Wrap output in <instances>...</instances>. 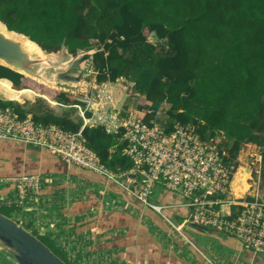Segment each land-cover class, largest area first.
Instances as JSON below:
<instances>
[{"label": "trees", "instance_id": "trees-1", "mask_svg": "<svg viewBox=\"0 0 264 264\" xmlns=\"http://www.w3.org/2000/svg\"><path fill=\"white\" fill-rule=\"evenodd\" d=\"M0 21L46 52L66 48L75 55L96 49L85 55L96 71V82L120 78L131 82L133 93L143 96L135 108L144 122L159 123L168 131L176 123L191 124L205 141H220L217 136L223 134L232 141L226 159L235 167L243 144L253 143L261 150L264 168V0H0ZM145 29L166 40L165 54L159 53ZM1 78L9 79L14 89H33L60 105H86L2 64ZM44 101L40 96L36 102L26 101L24 108L15 100L0 99V105L68 131L83 127L82 117H74L71 109L59 113ZM164 103L170 105L167 118L158 121ZM83 133L111 169L122 172L132 167L124 154L128 141L123 129L109 133L104 126H86ZM0 145V156L9 158L0 161L4 166L0 177L22 175L23 148L9 140ZM34 165L28 161L25 173L31 175ZM163 223L170 229L167 220ZM147 239L156 243L149 235Z\"/></svg>", "mask_w": 264, "mask_h": 264}, {"label": "crops", "instance_id": "crops-1", "mask_svg": "<svg viewBox=\"0 0 264 264\" xmlns=\"http://www.w3.org/2000/svg\"><path fill=\"white\" fill-rule=\"evenodd\" d=\"M116 82L97 83L95 78V83L87 84L91 88L84 87L81 95L70 94L86 104L83 107H88L87 112H91V116L87 117H93L94 110L102 105L126 115L130 110L136 109V99L140 94L132 93V97H128V94L123 102H120L121 100L116 98L118 92ZM10 83L12 85L11 81ZM30 90L35 95L56 104V101L48 95ZM0 92L6 100H17L7 97L1 88ZM142 97L140 95L138 102ZM78 114L80 116V113ZM9 141L14 146L23 148L22 175H28L25 170L27 162L31 161L36 164L31 175L42 174L46 182L36 194V198L26 199L24 205L17 203L16 206H5V208L12 212L13 219L18 223L53 243L70 262L76 264H264V252H256L246 247L238 238L229 236L217 228L216 230L195 225L192 222L193 209L184 205L181 189L173 191L157 186L150 201L164 209L160 212L156 209L152 211L118 181L67 163L47 149L14 140ZM8 160V157L0 156V161ZM3 169L4 166L0 164V176L3 174ZM4 178L0 177V200L17 199L16 187L2 183L1 180ZM246 192H249V189L243 195L237 196H245ZM223 209L226 213L233 211L228 205H224ZM165 220L168 221L170 229L164 227ZM175 220L181 223L180 226L191 240L192 247L185 244L179 233L173 232L170 221L176 223ZM139 231H143V234L139 235ZM147 235L155 239L156 243L149 244ZM2 248L0 245V264H19L15 257L7 256Z\"/></svg>", "mask_w": 264, "mask_h": 264}, {"label": "built area", "instance_id": "built-area-1", "mask_svg": "<svg viewBox=\"0 0 264 264\" xmlns=\"http://www.w3.org/2000/svg\"><path fill=\"white\" fill-rule=\"evenodd\" d=\"M60 106L64 109L78 108L84 122L79 131H68L55 123L37 121L32 114L22 117L15 107L0 105V141L14 140L47 149L67 163L120 182L145 205L159 212L163 207L150 201L155 188L163 186L178 191L182 187L184 205L193 209L192 222L195 225L217 228L238 238L246 247L264 252V197L256 191L245 196L235 194L234 200L229 198L234 194L232 183L238 167L226 159L228 151L219 146V141L203 140L196 126L191 124L176 123L170 131L159 123L147 124L137 109L123 115L121 111L115 112L114 108L102 105L90 118L86 115L88 107L80 104ZM97 124L103 125L109 133H119L123 129V137L128 141L124 154L133 163L130 169L114 171L87 144L83 129ZM252 163L260 181L262 154H255ZM1 182L16 187L17 199L0 200V207H12L17 203L24 205L26 199L36 198L46 181L42 174H32L5 177ZM224 205L236 206V210L226 213ZM170 223L185 235L175 222Z\"/></svg>", "mask_w": 264, "mask_h": 264}, {"label": "water", "instance_id": "water-1", "mask_svg": "<svg viewBox=\"0 0 264 264\" xmlns=\"http://www.w3.org/2000/svg\"><path fill=\"white\" fill-rule=\"evenodd\" d=\"M0 22L6 28L5 31L0 30V64L56 90L79 94L82 93L84 87L91 88L89 85H83L82 81L56 80L52 76L53 72L51 69H62L69 66V62L62 61L59 56L60 50L57 52H46L25 34L11 30L5 23ZM8 31L29 38L46 54L45 57L32 54L20 39L11 36ZM92 50L93 53L96 52V49ZM89 51L80 50L75 55L68 53L77 57L78 54L81 55ZM180 189L182 190V187ZM0 244L8 249L19 264H68L31 230L2 212H0Z\"/></svg>", "mask_w": 264, "mask_h": 264}, {"label": "rangeland", "instance_id": "rangeland-1", "mask_svg": "<svg viewBox=\"0 0 264 264\" xmlns=\"http://www.w3.org/2000/svg\"><path fill=\"white\" fill-rule=\"evenodd\" d=\"M144 33L148 36L150 41H152L153 43L158 45V51L160 54H165L168 51L169 48H168V44H167L166 40L160 41V39L157 38L155 33L150 32L147 29L144 30ZM92 51L93 50H91L87 53L81 54V55L78 54L77 57H74V56L70 55L66 49L60 50L58 53L59 56L61 57L62 61H68L69 66L62 68V69H51V71L53 72L52 76H54V78L56 80H59V81H74V82L75 81H77V82L82 81L84 83L83 85L90 84L91 82L95 83L96 71L94 70L93 65L91 64V61L89 59H86V56H85L87 54H92L93 53ZM36 55L41 57V56L46 55V54L41 50ZM0 84L3 85V86H0L1 91L5 95H7V97H10V98L12 97L14 99H17L16 101L22 107H25L27 105L26 101L36 102L38 97H39L38 95H35V93L33 91H31L30 89L27 91H23V92H18V91L11 92V90H9V87L7 86V84L2 83V82H0ZM115 86L118 88L116 98L117 99L119 98L121 100L120 102H123V100L127 97L128 94H129L128 97L133 96V94H132L133 93L132 83L129 82L127 79L120 78L119 81H117L115 83ZM90 90H93V89H90ZM8 91H10V93ZM89 94H91V91L89 92ZM78 95H81V93ZM23 97H26V98H23ZM138 98L140 99V95L137 96V99H136L135 106H137V107H139L141 105L140 101L138 102ZM0 99H6L5 97H3V94L1 92H0ZM43 103L45 105L51 107L52 109H54L56 112H59V113L63 109L60 105L53 104L50 101H48L47 99H45V101ZM169 107H170V105L166 104V103H164L162 105L160 113H159L160 119L158 118L159 119L158 121H163V119L165 117L167 118L166 111ZM70 109H71V111H73L74 117L79 115L78 114L79 113L78 108L74 107V108H70ZM217 137L220 140L219 143H222V146L225 149H228L231 146L232 141L228 140L223 134H218ZM257 153H261V150L255 144H253V143L243 144V147L238 154V165H237L238 168H237V171L235 173L236 174L235 176L237 177V174H238L240 168H247L248 171L251 173V175L249 174L250 177H248V179L246 180V183H247L248 187H250L249 185H251V187L249 188V192H246L245 195H250V193H254L255 191H259V194L262 197H264V168H263V163H262L260 181H258V179H257L258 174L256 171V166H254L252 163L254 160V155ZM250 169H254V171H251ZM236 177L234 179V182L236 180ZM8 184L9 183H6L5 185L8 186ZM240 184L244 187L243 182H240ZM235 197H236V195L234 193L229 198L234 200V199H236ZM3 207H5V206H3ZM3 207H0V208H2L1 211L4 212L5 214L11 216V218H13L12 212L9 209L3 208ZM234 207L232 205V209L235 211L236 206H234ZM177 233H179V232L177 231ZM180 235L184 239L185 244L188 247H192L191 240L186 235H182V234H180ZM43 240L45 242H47L48 244H50V246L54 250H56L58 255L61 256V258H63L64 260H66L69 264H76L75 262H70L47 239L43 238ZM170 240H172V239H170ZM1 247H3L2 249H4L7 256H9L10 258H14V256L8 251V249L6 247H4L3 245H1ZM200 264H203V263H200Z\"/></svg>", "mask_w": 264, "mask_h": 264}, {"label": "bare ground", "instance_id": "bare-ground-1", "mask_svg": "<svg viewBox=\"0 0 264 264\" xmlns=\"http://www.w3.org/2000/svg\"><path fill=\"white\" fill-rule=\"evenodd\" d=\"M0 30H3V31L6 30L5 26H4L1 22H0ZM8 32H9V34H10L11 36L20 39V40L22 41L23 45H24V46H25L30 52H32V54L36 55V54H38V52L41 51L40 47H39L36 43H34L33 41H31L29 38L24 37L23 35H20V34H18V33L10 32V31H8ZM39 57H40V56H39ZM41 57H45V55H43V56H41ZM0 82L7 84L8 87H9V89H10V90H13V91L23 92V91H27V90H29V89H26V88H25V89H22V90H15V89L12 87L10 81H8V80H6V79H5V80H4V79H1ZM46 97H47V96H46ZM243 171H244V172H243ZM249 174H250V172L248 171L247 168H240V170H239V172H238V174H237L236 180H235V182H233V185H234V192H235L236 195H243V193H244L247 189H249V188H248V185H247V183H246V180L248 179V177H250ZM240 182H243L244 187L240 184ZM234 183H235V184H234Z\"/></svg>", "mask_w": 264, "mask_h": 264}]
</instances>
